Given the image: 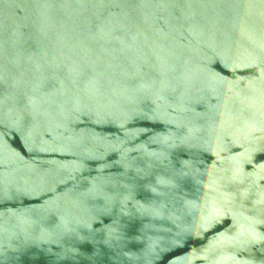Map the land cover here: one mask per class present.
<instances>
[{
	"label": "water",
	"instance_id": "1",
	"mask_svg": "<svg viewBox=\"0 0 264 264\" xmlns=\"http://www.w3.org/2000/svg\"><path fill=\"white\" fill-rule=\"evenodd\" d=\"M0 264H264V0H0Z\"/></svg>",
	"mask_w": 264,
	"mask_h": 264
}]
</instances>
